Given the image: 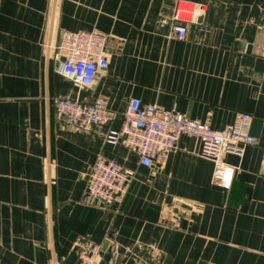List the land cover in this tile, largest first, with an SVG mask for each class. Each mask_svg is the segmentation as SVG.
<instances>
[{
    "label": "crops",
    "instance_id": "obj_1",
    "mask_svg": "<svg viewBox=\"0 0 264 264\" xmlns=\"http://www.w3.org/2000/svg\"><path fill=\"white\" fill-rule=\"evenodd\" d=\"M193 12L184 41L173 15ZM64 30L109 37V66L91 86L63 73ZM102 100L108 121L75 130L52 98ZM221 130L242 113L258 139L223 154L229 185L213 182L202 143L183 137L162 165L121 143L132 99ZM264 0H0V264H78V238L98 264H264ZM135 172L118 209L85 203L98 158Z\"/></svg>",
    "mask_w": 264,
    "mask_h": 264
},
{
    "label": "built area",
    "instance_id": "obj_2",
    "mask_svg": "<svg viewBox=\"0 0 264 264\" xmlns=\"http://www.w3.org/2000/svg\"><path fill=\"white\" fill-rule=\"evenodd\" d=\"M172 37L184 41L187 37V24L194 20L193 12L177 6L173 15ZM109 37L97 30H64L57 43L59 57L63 58V73L79 86H91L98 74L108 68L107 47ZM55 115L59 120L75 130H89L110 118V109L102 100L83 102L68 97L52 98ZM253 116L242 113L224 129L217 130L208 123L192 119L183 114L164 109L158 104H143L138 98L131 100L124 112L121 131L109 130L106 142L121 143L139 158L147 167L162 165L169 154L178 147L183 137H195L202 143V155L215 164L213 182L219 186L229 185L228 173L240 166L224 164L223 154L243 156L245 148L258 143L251 134ZM264 165V147L261 153ZM135 172L119 163L98 158L87 175L85 203L107 209H118L122 204ZM78 264H98L101 258V245L89 238L80 237L75 242Z\"/></svg>",
    "mask_w": 264,
    "mask_h": 264
},
{
    "label": "water",
    "instance_id": "obj_3",
    "mask_svg": "<svg viewBox=\"0 0 264 264\" xmlns=\"http://www.w3.org/2000/svg\"><path fill=\"white\" fill-rule=\"evenodd\" d=\"M59 58H60L62 61H64L62 57H59Z\"/></svg>",
    "mask_w": 264,
    "mask_h": 264
}]
</instances>
